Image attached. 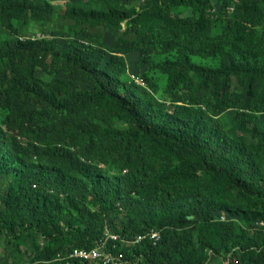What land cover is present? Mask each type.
I'll return each instance as SVG.
<instances>
[{"label":"trees","instance_id":"16d2710c","mask_svg":"<svg viewBox=\"0 0 264 264\" xmlns=\"http://www.w3.org/2000/svg\"><path fill=\"white\" fill-rule=\"evenodd\" d=\"M57 1L0 0L4 257L101 264L66 259L110 230L123 264H264V0ZM133 52L175 54L167 99L130 80Z\"/></svg>","mask_w":264,"mask_h":264},{"label":"rangeland","instance_id":"374dc122","mask_svg":"<svg viewBox=\"0 0 264 264\" xmlns=\"http://www.w3.org/2000/svg\"><path fill=\"white\" fill-rule=\"evenodd\" d=\"M86 2V0H85ZM57 3L61 5V11L64 10L66 0H58ZM232 11V10H231ZM230 11V12H231ZM7 20L5 23L0 24V46L4 48V45L7 41L11 40L12 38H16L15 35H12V32L7 27ZM69 24V21L66 19H63L61 17H56L54 22L47 25V29L49 32H61L65 30L66 26ZM46 27V26H45ZM43 27V28H45ZM42 28L39 27L36 24H31L28 29L24 32V37L29 38H38V37H51L50 35H46L45 33L41 32ZM103 32L104 41L106 43H111L113 39L116 37L117 32L113 30H97ZM127 60V67H128V76L130 80H141L144 83L146 80H151L153 83H155L161 90L162 95L165 99L166 94L164 92L166 85H167V76L161 71L160 65L166 61L167 59H174L175 54L172 55H154L149 59L148 61H143L142 58L139 56L138 52H133L131 54H128L125 56ZM192 61L197 65H205V66H211L216 67L219 65V58L214 59H201L199 57L192 56ZM40 77L47 79L48 77L46 75H40ZM196 80V92L198 94L204 93L205 90L199 88V79L195 78ZM234 84V83H233ZM232 84V86H233ZM4 114V110L0 108V118ZM260 125H264V116L260 121ZM226 130L228 132L232 131L233 128L230 125V122H227L226 124ZM3 240L0 239V264H15L12 259H7L4 257V245ZM42 244V242H41ZM31 259L28 256V250L26 249V257L23 258L19 264H30ZM227 263V262H226ZM212 264H219L218 262L214 261Z\"/></svg>","mask_w":264,"mask_h":264},{"label":"built area","instance_id":"2783aa9c","mask_svg":"<svg viewBox=\"0 0 264 264\" xmlns=\"http://www.w3.org/2000/svg\"><path fill=\"white\" fill-rule=\"evenodd\" d=\"M140 2L144 0H139ZM138 83L143 84V82ZM222 220H225V216L222 215ZM259 226H264L263 222L258 223ZM257 229V228H256ZM151 240H154L157 242L160 238V233L157 231H151L150 234H148ZM146 236H136L133 241L129 242H138L141 239H143ZM121 239L119 234L113 233L110 230H106L104 237L98 241L95 245V247L91 249H74V251L68 256L66 260L69 259H78L82 262H90V263H101V264H123L124 255L120 254L119 256L113 255L111 252H109L108 245H111V247H114L116 245V242ZM121 241H125V239H122Z\"/></svg>","mask_w":264,"mask_h":264},{"label":"clouds","instance_id":"9594fccd","mask_svg":"<svg viewBox=\"0 0 264 264\" xmlns=\"http://www.w3.org/2000/svg\"><path fill=\"white\" fill-rule=\"evenodd\" d=\"M132 81H134L136 84H138V85H140V86H142V87H147V82H143V81H141V80H132ZM137 81H139V82H143V84H141V83H138Z\"/></svg>","mask_w":264,"mask_h":264}]
</instances>
